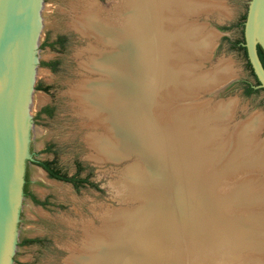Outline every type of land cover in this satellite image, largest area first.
Wrapping results in <instances>:
<instances>
[{
    "label": "bare ground",
    "instance_id": "bare-ground-1",
    "mask_svg": "<svg viewBox=\"0 0 264 264\" xmlns=\"http://www.w3.org/2000/svg\"><path fill=\"white\" fill-rule=\"evenodd\" d=\"M192 6L188 0H123L106 13L97 0L71 4L78 11L71 27L93 39L79 53L87 55L80 65L88 75L70 89L81 117L93 122L85 139L96 159L135 156L126 170L135 181L127 187L147 196L151 190L158 204L149 215L146 204L116 220L105 217L99 227L83 224L85 244L66 264H222L231 244L246 252L237 256L239 264H251L252 247L260 244L257 262L264 264V140L258 134L264 116L235 126L229 124L234 101L208 111L174 105L192 95L189 89L216 83L205 71L194 78L193 64L176 65L187 47L211 42L210 34L182 20V10ZM38 8L39 1L30 0L25 97ZM230 68L223 64L213 74Z\"/></svg>",
    "mask_w": 264,
    "mask_h": 264
},
{
    "label": "rangeland",
    "instance_id": "rangeland-1",
    "mask_svg": "<svg viewBox=\"0 0 264 264\" xmlns=\"http://www.w3.org/2000/svg\"><path fill=\"white\" fill-rule=\"evenodd\" d=\"M76 1L41 0V26L33 56L36 60L29 108L32 127L28 130V153L36 161H50L52 167L67 176L77 174L76 180L83 181L67 182L51 178L37 163L26 162L28 193L36 201L23 192L11 264H66L68 256L78 254L85 244L83 224L91 223L99 227L105 217L116 220L118 217L115 215L129 214L135 210L134 207L146 204L148 211L145 214L149 215L158 204L151 190L146 191L147 196L140 194L143 193L140 190L127 187L133 175L129 172L126 174V170H130L128 167L136 161L135 156L129 155L119 160L96 159L94 148L85 139L93 122L81 117L70 89L88 75L80 65L87 55L79 53L92 45L93 39L81 35L70 25L72 17L78 12H73L71 8L72 2ZM97 1L109 13L123 0ZM188 1L193 6L188 11L182 10V20L188 26H199L203 35L210 34L211 42L205 48L201 47L203 49L196 47L198 51L187 47V51H182V60H178L176 65L193 64L194 78L205 71L212 75L210 78L216 79V83L212 87L189 89L188 93L192 95L178 99L179 103L176 100L174 105L190 104L194 110L208 111L225 101H234L236 107L229 124L235 126L247 122L251 116H264V91L249 95L244 93L245 83L254 84L255 80L243 50L234 47L243 39V22L249 0ZM201 35L194 36L196 41L193 42L199 43ZM226 63L231 67L228 72L221 76H218V72L213 74ZM184 99L193 100L184 102ZM97 128V133L103 132L101 127ZM258 134L264 140V125ZM145 173L151 174L148 171ZM153 173L157 174L158 170ZM249 173L258 175L256 172ZM255 233L252 231L251 243L257 242ZM254 246L251 264H258L257 248L260 244ZM70 247H73V251ZM143 249V245L135 248L137 256L143 253ZM239 251L231 244L222 264H239L241 261L237 256L246 255V252Z\"/></svg>",
    "mask_w": 264,
    "mask_h": 264
},
{
    "label": "water",
    "instance_id": "water-1",
    "mask_svg": "<svg viewBox=\"0 0 264 264\" xmlns=\"http://www.w3.org/2000/svg\"><path fill=\"white\" fill-rule=\"evenodd\" d=\"M38 1L39 14L41 0ZM29 13L30 0H0V264H11L18 236L16 223L24 197L26 162L35 160L28 153V130L32 127L29 108L36 60L33 56L40 27L35 31L30 50L31 74L26 81L25 99ZM243 40L247 60L258 80L255 87L264 89V67L257 52V45L264 51V0H249Z\"/></svg>",
    "mask_w": 264,
    "mask_h": 264
},
{
    "label": "trees",
    "instance_id": "trees-1",
    "mask_svg": "<svg viewBox=\"0 0 264 264\" xmlns=\"http://www.w3.org/2000/svg\"><path fill=\"white\" fill-rule=\"evenodd\" d=\"M243 41L244 40L242 39V41H239L238 43H236V45H234V47H237L238 49L243 50L244 56L247 59L246 50H245V47L243 46ZM257 52H258L260 61H261L262 65H263V67H264V51L262 50V48L259 45H257ZM247 64H248V67H250L251 74L254 77L255 83L254 84L245 83L244 93L246 95H249V94H253V93L258 92L259 90H263L264 91V89H262V88H255V86L258 84V80L256 79L255 75L253 74L251 66H250V63L248 62V60H247ZM36 163L39 166H41L45 171H47V174L51 178H54V179H57V180H62V181H67V182H82L83 181V180H79V179L76 180V175L77 174H74L72 176H67L66 174L61 173L58 169H56L55 167H52V163L50 161H37ZM23 192H24V194L30 195L31 198L34 201H36L34 196L31 193L30 194L28 193V175H27V170L25 171V174H24ZM29 241H31V240H25L24 242H29Z\"/></svg>",
    "mask_w": 264,
    "mask_h": 264
},
{
    "label": "flooded vegetation",
    "instance_id": "flooded-vegetation-1",
    "mask_svg": "<svg viewBox=\"0 0 264 264\" xmlns=\"http://www.w3.org/2000/svg\"><path fill=\"white\" fill-rule=\"evenodd\" d=\"M33 162H34V163H36L37 161H36V160H34ZM25 171H26V169H25ZM46 172H47V171H46Z\"/></svg>",
    "mask_w": 264,
    "mask_h": 264
}]
</instances>
